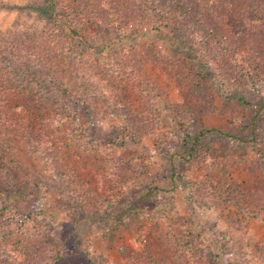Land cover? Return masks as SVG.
Here are the masks:
<instances>
[{"label": "rangeland", "instance_id": "rangeland-1", "mask_svg": "<svg viewBox=\"0 0 264 264\" xmlns=\"http://www.w3.org/2000/svg\"><path fill=\"white\" fill-rule=\"evenodd\" d=\"M37 1L0 0V40L39 43L80 96L47 95L46 120L0 104L28 170H0V213L22 223L0 264H264V0H202L212 32L153 0H62L88 46Z\"/></svg>", "mask_w": 264, "mask_h": 264}, {"label": "trees", "instance_id": "trees-1", "mask_svg": "<svg viewBox=\"0 0 264 264\" xmlns=\"http://www.w3.org/2000/svg\"><path fill=\"white\" fill-rule=\"evenodd\" d=\"M61 2L62 0H38L37 4L33 6V9L37 10L40 15L49 22V24H53V27L57 28L58 30H61L62 28V31L68 32L83 46H88L89 40L81 32V30L75 28L74 26H68L65 23L61 22L60 15L63 9L60 4ZM206 4L207 2H203L202 0H153L152 6L154 7L153 11L157 14V16L158 14L162 15V13L166 12L167 10L165 9H167L168 7L176 10L175 13H179L181 15V17L179 18L180 25L182 27H185V29L187 30L200 28V30H204V32H212L213 30L208 23V16H206L207 14L204 13L205 9L202 8ZM227 6L228 5H226V8ZM164 25L168 26L171 24H167L166 22L164 23ZM230 25L233 24L230 23ZM180 36L183 38V41H188L187 36L182 34ZM37 44L40 45L39 43ZM38 45L34 46L33 42L30 40L28 42L23 41V47H21L19 46V44L10 45L5 41L0 40V104L5 107L6 110H8V113H18L20 110L21 113L24 114L26 110H35L37 112L43 110L44 114H42L40 118L41 120H46L47 118L45 117L47 115V110L43 107V103L44 99L47 98V95L55 94L56 98H58L59 96V98L63 97L64 99L75 100V98H78V96H80V90L78 89V87H72L69 84V80L58 61L57 68L55 67L56 64L53 62L55 56L48 54L49 51L45 54L41 53L42 49H40V46ZM41 55H48V57L51 58L50 60H47ZM50 62L51 65L49 64ZM56 71L57 74L55 76V74L52 73H55ZM40 98H42L41 101L39 100ZM16 100L20 101L18 102ZM32 107L35 108L33 109ZM13 117L14 116H11L10 119H12ZM206 132L212 133L216 136H224L226 139L230 140L238 139L237 135L229 132H224L216 128L207 129ZM200 137L201 136L199 134L189 136L188 142H190V145H188V154L191 155L199 145ZM7 139L8 138L3 134L1 129L0 170L11 167L17 174V176H20L23 174L22 171L26 170L27 167L22 163L21 165L16 163V158L14 155L15 146L12 145L13 142H11L10 139H8L10 140V142L7 141ZM18 165L20 166V168L18 167ZM23 167H25V169ZM23 179H25V177ZM38 187H40V185ZM40 194L41 189H39V191L35 194L36 198L33 199L34 203H37L36 201ZM8 208L9 207L7 205L2 206L1 208L0 221H2V224H4L3 228L6 227L4 228L6 230H0V240H5L9 237V235L11 234L9 229L14 230V227H12V225L17 227V229L18 227H20V225L22 226V223L16 221L13 216H4V212L7 211ZM81 213L82 214L80 215V217H77L75 219L81 220L83 218L93 219L104 217L100 213H89L85 211ZM121 213L122 211H119L114 215H111H113L114 218H121ZM23 217V221L29 222L35 220L37 218V214L33 209L31 210V212H28V214H24ZM67 255L68 254L66 253L65 256ZM63 256L61 253V256H56L54 258V261H58Z\"/></svg>", "mask_w": 264, "mask_h": 264}]
</instances>
